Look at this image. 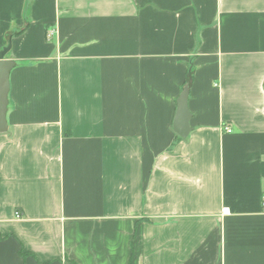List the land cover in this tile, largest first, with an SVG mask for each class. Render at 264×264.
<instances>
[{
  "label": "crops",
  "instance_id": "0c3cea01",
  "mask_svg": "<svg viewBox=\"0 0 264 264\" xmlns=\"http://www.w3.org/2000/svg\"><path fill=\"white\" fill-rule=\"evenodd\" d=\"M1 62L0 264H264V0H0Z\"/></svg>",
  "mask_w": 264,
  "mask_h": 264
},
{
  "label": "water",
  "instance_id": "95a60500",
  "mask_svg": "<svg viewBox=\"0 0 264 264\" xmlns=\"http://www.w3.org/2000/svg\"><path fill=\"white\" fill-rule=\"evenodd\" d=\"M12 64L9 62L0 63V133L7 130L6 110L7 98L9 94V72ZM188 91L182 93L178 101V112L175 121V132L182 138H186L190 133V114L187 107Z\"/></svg>",
  "mask_w": 264,
  "mask_h": 264
},
{
  "label": "built area",
  "instance_id": "2783aa9c",
  "mask_svg": "<svg viewBox=\"0 0 264 264\" xmlns=\"http://www.w3.org/2000/svg\"><path fill=\"white\" fill-rule=\"evenodd\" d=\"M53 33H54V31L51 30V31L48 33V37H51V36L53 35ZM226 131H227L228 133H232V130H231L230 128H227ZM262 209H263V212H264V198H263V202H262ZM224 212L227 213V210H225ZM16 218H17V219H20V218H21L20 213H18V212L16 213Z\"/></svg>",
  "mask_w": 264,
  "mask_h": 264
},
{
  "label": "trees",
  "instance_id": "16d2710c",
  "mask_svg": "<svg viewBox=\"0 0 264 264\" xmlns=\"http://www.w3.org/2000/svg\"><path fill=\"white\" fill-rule=\"evenodd\" d=\"M1 239V238H0Z\"/></svg>",
  "mask_w": 264,
  "mask_h": 264
}]
</instances>
